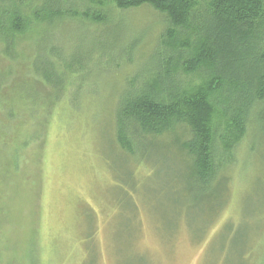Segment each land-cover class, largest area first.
<instances>
[{
	"label": "rangeland",
	"instance_id": "rangeland-1",
	"mask_svg": "<svg viewBox=\"0 0 264 264\" xmlns=\"http://www.w3.org/2000/svg\"><path fill=\"white\" fill-rule=\"evenodd\" d=\"M40 1L12 0L30 26L23 34H12L13 6L0 17V264H264V154H247L243 141L238 191L196 245L184 224L206 232L204 201L186 188V159L173 137L140 142L134 156L115 143L118 103L131 92L128 82L139 86L148 76L164 17L148 6L121 12L113 0H61L71 13L48 26L32 14ZM88 12L105 19L87 21ZM192 33L182 30V43ZM170 49L175 58L187 54ZM51 72L57 88L43 81ZM178 74L182 90L199 88L197 74ZM182 128L175 134L185 140ZM229 218L238 243L254 245L250 261L243 244L227 249L223 262L205 260Z\"/></svg>",
	"mask_w": 264,
	"mask_h": 264
},
{
	"label": "trees",
	"instance_id": "trees-1",
	"mask_svg": "<svg viewBox=\"0 0 264 264\" xmlns=\"http://www.w3.org/2000/svg\"><path fill=\"white\" fill-rule=\"evenodd\" d=\"M113 1L121 12L148 6L167 21L159 37L160 46L155 48V59L148 60L152 66L147 69L148 76L139 86L135 80L128 82L132 93L118 103L115 143L125 156H134L135 145L140 142L154 144L163 136L173 137L172 145L186 159V188L195 190L194 202L204 201L198 210L205 214L202 221L206 232L199 236L195 221L184 224L191 240L201 244L238 191L240 179L234 173L243 141L249 142L247 154H264V0H206L199 12L196 5L200 0ZM11 2L0 0V17L7 5L13 6L9 25L12 34L20 35L30 26L20 15V7ZM40 2L32 12L35 22L52 26L71 13L62 11L61 0ZM84 16L96 24L105 19L101 13ZM190 26L193 33L182 43L180 32ZM174 46L186 48L187 54L176 52L179 55L175 58L170 49ZM179 72L197 74L199 88L190 94L182 90ZM52 75L45 73L43 81L57 88L61 82L56 78L52 81ZM184 104L183 113L179 109ZM181 126L189 135L185 140L175 134ZM231 221H224L208 241L205 260L214 256L217 263L223 262L227 249L241 247L243 243L236 240ZM253 246L247 241V246L241 247L244 261H250ZM231 253L241 261L239 254Z\"/></svg>",
	"mask_w": 264,
	"mask_h": 264
}]
</instances>
